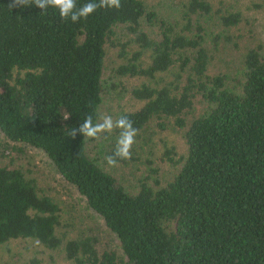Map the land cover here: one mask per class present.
I'll return each mask as SVG.
<instances>
[{
	"label": "trees",
	"instance_id": "16d2710c",
	"mask_svg": "<svg viewBox=\"0 0 264 264\" xmlns=\"http://www.w3.org/2000/svg\"><path fill=\"white\" fill-rule=\"evenodd\" d=\"M184 1L187 25L176 32L163 23L154 39L143 22L156 16L142 0H121L119 9L77 23L0 0V131L45 153L119 250L91 231L70 236L60 202L7 165H0V248L31 241L70 264H264V45L246 40L234 5ZM112 48L122 61L115 73L144 80L131 93L143 106L121 114L138 135L152 124L186 130V156L166 153L174 174L165 184L143 181L129 191L89 156L87 138L67 135L88 115L99 118ZM221 54L235 70L213 74ZM199 97L206 111L189 122Z\"/></svg>",
	"mask_w": 264,
	"mask_h": 264
},
{
	"label": "rangeland",
	"instance_id": "374dc122",
	"mask_svg": "<svg viewBox=\"0 0 264 264\" xmlns=\"http://www.w3.org/2000/svg\"><path fill=\"white\" fill-rule=\"evenodd\" d=\"M142 1L148 13L156 16L153 22L148 20L143 22V29L150 37L161 38L163 23L174 27L176 32L187 25V8L184 0ZM211 1L215 10L229 5H234L241 10L244 15L242 28L246 40L252 45L259 43L264 45V9L258 7L260 0ZM125 40L124 38L120 41ZM118 52L119 50L114 48L108 51L103 104L99 111V117L107 114L114 120L123 113L135 112L143 106V103L135 100L131 93L144 80L122 77L115 73L116 68L122 64ZM218 56V64L211 68L213 74L217 73V70L221 71L219 70L221 67L235 70L226 62V60L231 61L229 55L221 54L219 58ZM236 60L238 62L237 56ZM206 108L207 105L199 97L192 115L187 116L188 121L191 122L203 116ZM117 134L114 131L111 134L102 135L98 140L88 139V154L99 166L112 173L124 187L132 192L137 190L140 182L144 181L150 185L165 184L172 178L174 168L166 157L167 151H174L175 160L186 156V130H178L173 126L167 130H160L156 124H152L150 129L136 136L128 165L118 164L117 167L111 168L106 165L105 157L113 151ZM0 165L21 168L28 176L37 179L41 188L60 202L63 208L64 224L70 226V229L68 228L71 232L70 236L85 230L119 250L117 237L107 229L103 219L88 207L85 199L73 187L65 185L45 153L24 144L12 143L0 131ZM33 259L39 260L40 264H70L63 253L44 251L31 241H16L0 248V264H30Z\"/></svg>",
	"mask_w": 264,
	"mask_h": 264
},
{
	"label": "clouds",
	"instance_id": "9594fccd",
	"mask_svg": "<svg viewBox=\"0 0 264 264\" xmlns=\"http://www.w3.org/2000/svg\"><path fill=\"white\" fill-rule=\"evenodd\" d=\"M35 6L42 12L51 9L58 13L62 21L77 23L86 21L98 10H116L121 7V0H88L79 5L77 0H12L8 6L11 10L16 7L27 8ZM69 116L63 119L67 120ZM117 132L115 149L112 155L105 157L108 167H117L120 161L131 159V150L138 135V129L133 127L132 121L125 115L115 120L111 115H102L94 120L92 115H88L79 127L71 128L67 135L75 138L81 135L90 140H98L102 135Z\"/></svg>",
	"mask_w": 264,
	"mask_h": 264
}]
</instances>
